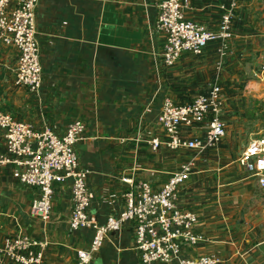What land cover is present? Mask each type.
<instances>
[{
	"label": "crops",
	"instance_id": "obj_1",
	"mask_svg": "<svg viewBox=\"0 0 264 264\" xmlns=\"http://www.w3.org/2000/svg\"><path fill=\"white\" fill-rule=\"evenodd\" d=\"M160 1L39 0L41 91L16 86L19 50L0 43V111L60 135L71 121L84 122V138L75 150L80 164L91 170L89 215L100 223L124 209L130 187L124 178L159 189L185 161L194 160V171L179 190V206L195 212V229L204 240L185 246L182 255L215 254L216 264H264V188L239 162L254 137L245 134L243 121L239 126L243 111L236 107L264 99V0H239L225 57L216 40L202 55L182 54L174 66L163 61L165 34L156 27ZM224 4L229 0H187L185 16L216 30ZM217 80L225 98V138L203 151H153L148 140L164 137L157 122L164 100L187 103L208 94ZM183 133L204 137L206 126ZM5 151L0 128V153ZM37 195V187L20 182L13 164L0 168V247L6 237L31 228L30 237L49 243L38 264H71L94 236L92 228L70 227L71 179L55 183L48 221L32 211ZM135 236L134 224L124 223L108 234L90 264H177L142 262ZM38 251L33 246L23 253ZM0 257L4 264H23L1 250Z\"/></svg>",
	"mask_w": 264,
	"mask_h": 264
},
{
	"label": "built area",
	"instance_id": "obj_2",
	"mask_svg": "<svg viewBox=\"0 0 264 264\" xmlns=\"http://www.w3.org/2000/svg\"><path fill=\"white\" fill-rule=\"evenodd\" d=\"M39 0H0V43L13 45L19 50L15 68V84L40 93L42 63L37 37L36 10ZM239 0H229L222 5L224 10L219 27L211 30L205 25L185 16L187 0H161L158 4L156 27L165 34L163 61L174 66L184 53L202 55L211 41H220L218 52L221 58L227 54L233 37V21ZM264 74V66L262 68ZM225 98L219 80L215 81L208 94L194 96L187 103H178L170 98L164 100L157 122L164 137L153 136L148 143L153 151L165 147L170 150L203 151L219 144L227 134L223 119ZM206 126L204 137H185L184 128ZM0 128L6 142V151L0 153V168L13 164L18 170L21 183L38 188L32 202V211L43 221L51 216L55 183L71 179L73 208L69 223L72 230L92 228L94 236L88 248L79 250L71 264H90L100 251L110 232L118 231L126 222L134 224L135 249L144 263L216 264L215 254L198 257L182 255L185 246H194L204 240L196 231L198 221L195 212L179 206V190L194 171V160L185 161L173 172L159 189L151 182L130 184L125 191V207L116 216L105 222L92 220L89 208L94 197L88 180L91 170L79 162L75 146L84 138L85 124L82 120L71 121L64 134L60 135L46 126L35 129L30 122L19 120L8 111H0ZM240 164L255 177L264 188V137L250 140L242 152ZM49 243L36 240L25 233L6 237L0 250L17 263H40ZM33 246L39 251L34 256L23 253ZM0 264H4L0 257Z\"/></svg>",
	"mask_w": 264,
	"mask_h": 264
},
{
	"label": "rangeland",
	"instance_id": "obj_3",
	"mask_svg": "<svg viewBox=\"0 0 264 264\" xmlns=\"http://www.w3.org/2000/svg\"><path fill=\"white\" fill-rule=\"evenodd\" d=\"M263 3L261 7H263ZM242 109V114L238 117V124L244 123L245 134L250 137L263 136L264 137V99L261 101L244 102L236 106ZM253 133V134H252Z\"/></svg>",
	"mask_w": 264,
	"mask_h": 264
},
{
	"label": "water",
	"instance_id": "obj_4",
	"mask_svg": "<svg viewBox=\"0 0 264 264\" xmlns=\"http://www.w3.org/2000/svg\"><path fill=\"white\" fill-rule=\"evenodd\" d=\"M27 234H28V236L31 235V228H29V229L27 230Z\"/></svg>",
	"mask_w": 264,
	"mask_h": 264
},
{
	"label": "trees",
	"instance_id": "obj_5",
	"mask_svg": "<svg viewBox=\"0 0 264 264\" xmlns=\"http://www.w3.org/2000/svg\"><path fill=\"white\" fill-rule=\"evenodd\" d=\"M233 23H234V21H233Z\"/></svg>",
	"mask_w": 264,
	"mask_h": 264
}]
</instances>
